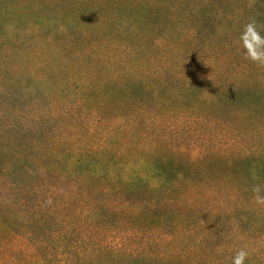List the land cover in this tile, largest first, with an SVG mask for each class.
Instances as JSON below:
<instances>
[{"label":"trees","instance_id":"obj_1","mask_svg":"<svg viewBox=\"0 0 264 264\" xmlns=\"http://www.w3.org/2000/svg\"><path fill=\"white\" fill-rule=\"evenodd\" d=\"M264 0H0V264H264Z\"/></svg>","mask_w":264,"mask_h":264},{"label":"clouds","instance_id":"obj_2","mask_svg":"<svg viewBox=\"0 0 264 264\" xmlns=\"http://www.w3.org/2000/svg\"><path fill=\"white\" fill-rule=\"evenodd\" d=\"M242 41L246 58L255 63L264 64V37L260 35L254 21L245 25ZM253 192L255 193L256 202L264 203V196L260 195V187L254 188ZM248 255L249 253L244 249L237 251L232 257L231 264H245Z\"/></svg>","mask_w":264,"mask_h":264}]
</instances>
